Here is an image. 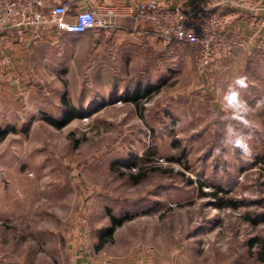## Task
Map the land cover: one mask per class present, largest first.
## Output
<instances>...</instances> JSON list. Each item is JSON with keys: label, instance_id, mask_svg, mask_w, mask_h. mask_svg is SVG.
<instances>
[{"label": "rangeland", "instance_id": "1", "mask_svg": "<svg viewBox=\"0 0 264 264\" xmlns=\"http://www.w3.org/2000/svg\"><path fill=\"white\" fill-rule=\"evenodd\" d=\"M169 1L191 12L204 0ZM119 21L57 42L9 78L23 81L22 93L4 87L0 256L264 264V108L255 107L264 97V50L217 60L206 78L190 45L166 50L153 32L142 45L132 19ZM239 76L253 109L250 125L239 126L250 156L222 147V96ZM64 100L79 113L67 122ZM112 215L122 223L100 247Z\"/></svg>", "mask_w": 264, "mask_h": 264}, {"label": "built area", "instance_id": "2", "mask_svg": "<svg viewBox=\"0 0 264 264\" xmlns=\"http://www.w3.org/2000/svg\"><path fill=\"white\" fill-rule=\"evenodd\" d=\"M238 2L222 0L224 5ZM43 6V0H0V29L15 26L29 28L36 33L40 25L49 23L64 32L81 34L94 28L108 27L111 18L119 12L109 5L72 11L66 3H59L49 7L47 12L43 11ZM85 15L92 18L91 26H85L82 22L81 18ZM129 15L136 20H147L151 31L164 47L179 44L193 47L196 69L206 78L211 76L212 65L217 60L231 56L239 48L259 47L241 33L225 32L229 20L227 13L186 12L179 7L162 6L157 0H141L130 7ZM18 82L17 78L10 79V84Z\"/></svg>", "mask_w": 264, "mask_h": 264}, {"label": "crops", "instance_id": "3", "mask_svg": "<svg viewBox=\"0 0 264 264\" xmlns=\"http://www.w3.org/2000/svg\"><path fill=\"white\" fill-rule=\"evenodd\" d=\"M138 2L139 0H43L44 6L42 9L47 12L49 7L59 3H66L72 11L97 5L113 6L119 10L117 16L111 18L108 27L101 29L103 31L117 29L120 26L118 23L120 19L129 18L132 19V38H137L139 35L143 39V41L140 40L142 45L149 44L153 42L149 22L145 19L136 20L129 15L130 7H134ZM162 2L171 8L178 7L169 0H163ZM199 2L200 4L197 5L196 9L198 11L203 13H227L229 15L226 33H241L252 39L259 46L257 48H247V50L236 49L228 58L231 62L235 61L236 58L238 59L240 54L249 56V54L259 53L264 50L262 48L264 46V0H239L238 3L232 5H224L222 0H204ZM69 35L72 34L59 30L49 23L40 25L36 33L29 28H18L15 26L0 29V95L4 92V87L10 88L17 94L22 93L24 88L23 81L10 85L8 82L9 78L31 65L35 67L36 64H39L50 55L51 49L55 48L54 46L57 47V42L60 43ZM177 46L167 48L162 45L166 50H175ZM224 61L226 60L224 59ZM221 63L218 62L215 66L220 67ZM1 97L2 95L0 100L2 99ZM84 258L75 259V264H86V261H83ZM0 264H25V260L15 255L0 256Z\"/></svg>", "mask_w": 264, "mask_h": 264}, {"label": "clouds", "instance_id": "4", "mask_svg": "<svg viewBox=\"0 0 264 264\" xmlns=\"http://www.w3.org/2000/svg\"><path fill=\"white\" fill-rule=\"evenodd\" d=\"M82 22L85 26H91L92 18L88 15L83 16ZM248 87L247 77H236L223 93V109L226 115L223 117V139L222 147L227 149H238L243 156H250L251 151L247 138L240 130L239 126L248 127L249 115L253 111L249 103L243 98L242 90ZM256 108H264V97L256 101ZM221 148L216 152L220 153Z\"/></svg>", "mask_w": 264, "mask_h": 264}, {"label": "trees", "instance_id": "5", "mask_svg": "<svg viewBox=\"0 0 264 264\" xmlns=\"http://www.w3.org/2000/svg\"><path fill=\"white\" fill-rule=\"evenodd\" d=\"M89 31V30H88ZM65 103V108H66V113L63 115V121L67 122L68 120H70L71 118L75 117V116H79V113L76 111L75 107L71 106L66 100L63 101ZM46 120L56 126H60L61 124L58 123L55 119L51 118V117H47ZM6 136V131L0 127V141ZM141 174L136 175L134 178L136 180H139L141 178ZM122 218H117L116 216L112 215L110 216V222L111 224L109 226H106L103 228V230L101 231L100 235H99V244L98 246H103V244L105 242H107L109 240V238H111L113 231L115 229L116 226L120 225L122 223ZM258 242L257 238H254L252 240V242ZM262 260L264 261V254L262 251L259 252Z\"/></svg>", "mask_w": 264, "mask_h": 264}]
</instances>
